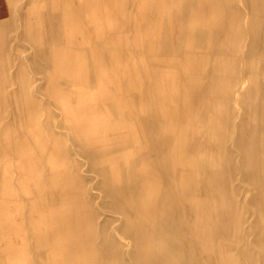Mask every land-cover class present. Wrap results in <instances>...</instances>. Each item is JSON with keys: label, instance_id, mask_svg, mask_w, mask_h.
<instances>
[{"label": "bare ground", "instance_id": "6f19581e", "mask_svg": "<svg viewBox=\"0 0 264 264\" xmlns=\"http://www.w3.org/2000/svg\"><path fill=\"white\" fill-rule=\"evenodd\" d=\"M25 1L15 0L9 6L0 0V115L7 119V129L15 127V114L29 127L30 132L15 137L34 141L40 131L46 132L60 146L64 158L86 163L83 168L76 166L81 172L71 190L70 218L82 223L74 233L82 236V243L71 249L69 261L264 264V0H146L145 14L138 12L144 0H106L113 4L111 8L106 7L108 3L105 7L97 5L94 15L86 16L84 22L89 24L87 31L92 37L103 33L104 26L109 25L108 16L117 17L119 13L124 23L121 27L129 28L130 38L139 26L137 18H143L148 26L154 16L160 21L169 17L161 24L169 41L163 49L171 45L180 50L183 57L177 58V63L184 60L188 70L194 67L191 60L197 53L199 65L205 63V70H211V76L200 87L201 96L210 101L201 117L204 132L198 128L196 118L186 120L182 110L169 114L163 131L156 127V115L153 121L145 116L140 128L148 140L141 149L132 151H125L133 143L127 140L116 142L118 149L114 150L107 144L102 147L97 142H74L55 100L44 105L49 117L37 118L33 113V102L42 105L32 93L45 88L50 80L66 91L74 86L60 81L55 74L62 56L67 55L61 46L63 38L72 34L74 23L69 17L84 14L78 18L83 20L86 13L81 12L95 1L65 0L73 4L67 17L59 11L43 10L39 24L29 12H20ZM162 33L160 30L156 35ZM149 35L152 39L155 34ZM70 43L71 51L77 48L75 42ZM197 47L202 49L196 52ZM192 50L195 53L190 54ZM71 51L63 64L67 70L75 62ZM156 65L164 68L158 75V89L172 84L175 80L173 75H165V63L160 60ZM85 81L86 85L105 87L102 76L94 71L86 75ZM35 82L31 89L30 84ZM75 86L77 89L78 84ZM84 91L81 87L76 95L85 96ZM141 92L150 98L147 88ZM72 93L67 96L74 97ZM170 97L163 93L154 97L158 98L159 110L176 108ZM21 100L25 106L19 104ZM117 128H121L120 123ZM60 129L69 132L65 138L73 150L71 156L64 155L58 143ZM41 168L46 171L47 165L41 163Z\"/></svg>", "mask_w": 264, "mask_h": 264}, {"label": "rangeland", "instance_id": "374dc122", "mask_svg": "<svg viewBox=\"0 0 264 264\" xmlns=\"http://www.w3.org/2000/svg\"><path fill=\"white\" fill-rule=\"evenodd\" d=\"M3 1L11 6L15 0ZM28 1L21 4L20 12H29L28 15L33 17L36 24L40 23L43 10L59 11L64 17H67L73 5L71 2L70 5L65 3V0ZM80 1L87 2L88 0ZM94 1L95 4H90V9L81 12V14L86 13L83 20L78 18L84 14L76 16L75 19L74 16L69 17V20L74 23L72 34L65 39L63 38L65 43L61 46V49L64 48L67 55L62 56L61 66L56 68L55 74L60 81L72 82L74 86L66 91L63 90V86L53 85L50 80L45 88L32 93L33 98L42 105V107H39L37 102L32 103L33 113L37 114L36 117L42 119L44 116L49 117L47 114L48 109L44 105L55 100L54 103L56 102L60 113H62L60 115L62 121H65L69 126L68 131L74 136V142L82 141L86 142V145L97 142L102 147L107 144V148L112 150L114 148L118 149L116 142L121 143L125 140L133 142L129 144L127 147L129 149L126 148L125 151H132L134 148L141 149L145 141L148 140L143 138L142 128H140L143 125V118L148 117L149 121L156 118L155 120L158 122L156 127L163 131L168 125L169 114L173 113L174 110L175 112H181L180 110H182L181 114L187 118L186 120L190 121L193 117L196 118L197 126L203 133V108L210 101L201 96L200 87L208 79V76H211V70H205V63L199 65L197 53L192 57L196 59L191 60L194 67L188 70L184 67V60L177 63V58L183 57L180 50L171 45L167 50L163 49L164 43H169V41L166 35L168 33L166 29L161 28V24L163 26V22H168L169 17L160 21L159 18L154 16L155 19L151 21V24L149 23L151 26H147L143 18H137L140 20L139 26L133 32L134 36L132 35V38H130L129 28L126 26L121 27L124 23H122L121 14L118 13L117 17L108 16L110 19L109 25L104 26L101 35L96 33L91 37L87 31L89 24L86 25L84 20L87 15L89 17L94 15L92 12L95 7L97 8V5L105 7L108 3L106 0ZM144 1L138 7V12L140 13V10H142L141 13L144 12L143 14H145V11L148 13V3L146 0ZM111 4L108 3L106 7L111 8L113 6ZM36 6L38 7L36 8ZM139 13H137L138 17H140ZM160 30L163 33L160 36L159 34L156 35ZM114 31L116 32L114 33ZM152 32H154L155 38L151 39L149 33ZM12 34L11 32L10 35ZM70 42H75L77 46V48L74 46L73 52L69 48ZM202 47L204 48V45ZM202 47H197L194 50L199 52ZM133 49L137 52V57L133 55ZM70 51L75 62L67 70L64 69L63 64H65L64 60H67L66 57L70 54ZM155 52H158V54ZM193 53L195 52L192 50L190 54ZM160 60L167 67L165 75L170 77L173 75L172 79L176 82L174 81L172 84L158 89V75L164 71V68H157L156 64ZM128 64L129 67H127ZM93 71L96 72L97 76H102L105 87L101 88L98 84L86 85V75ZM0 80L2 82V78ZM118 82L121 83L118 84ZM76 84H78L77 89ZM35 85L36 82L30 84L31 89ZM81 87L85 90L86 95L78 97L76 92ZM144 88H147L150 98L141 95ZM154 89H157L158 92ZM156 92L157 94L163 93V95L171 96L170 98L176 103L177 109L172 107V109L159 110L158 98L154 99L157 95ZM69 93H72L74 97L67 96ZM133 94L136 95V98ZM176 96L180 98H176ZM78 98L81 99L78 100ZM132 98L133 100H131ZM196 100L195 104L194 101ZM19 104L25 106L22 100ZM194 104L195 106L198 104V107H193ZM200 107H202V111ZM160 111H162V114ZM196 114L198 115L196 116ZM158 116H162L160 118H164V122ZM14 118L15 127H13V130L7 129L4 126L7 119L0 115V264H73L69 261V254L71 249L73 250L82 243V236L74 234L77 227L81 226L82 223H79V220L74 221L73 218H70L73 216L70 196L80 171L79 168H83L86 163L84 160L79 162V160L74 161L72 159L70 161L67 157L64 158L60 146L50 139L46 132L40 131L39 138L36 137L34 141L23 140L21 136L15 137L18 133L24 134L30 132V130L29 127L22 124V120H18L16 114ZM119 123L121 124L120 129L117 128ZM60 130L61 135L59 134L58 143L62 144L64 155L71 156L73 150L65 138L69 132L66 129ZM107 135L109 136L107 137ZM211 141L212 138L208 143ZM108 159L112 161L111 157H108ZM73 162H76V165ZM41 163L47 165L46 171L41 168ZM76 166L79 167L78 170ZM54 172L56 174L54 180H52L51 176ZM57 175H59L58 178ZM64 246H67L66 249H64Z\"/></svg>", "mask_w": 264, "mask_h": 264}]
</instances>
